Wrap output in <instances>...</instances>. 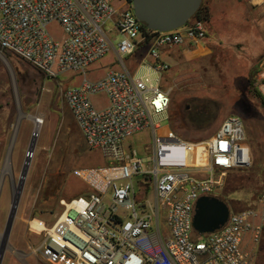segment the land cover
<instances>
[{"label": "built area", "instance_id": "1", "mask_svg": "<svg viewBox=\"0 0 264 264\" xmlns=\"http://www.w3.org/2000/svg\"><path fill=\"white\" fill-rule=\"evenodd\" d=\"M250 3L264 7V0ZM53 24L62 38L49 31ZM207 39L206 21L195 16L175 30L148 29L131 0H0L1 52L51 79L77 73L66 103L87 146L112 163L78 173L89 192L61 201L48 230H31L41 237L36 253L44 264H255L243 247L255 211L230 210L213 233L193 227L197 201L216 197L228 174L252 165L243 119L230 115L208 140L185 141L165 125L170 90L126 70L94 79L87 73L113 47L121 65L146 51L139 67L152 59L147 68L161 78L169 69L161 49L201 48ZM254 86L264 99V60ZM144 131L151 133L148 162L127 143Z\"/></svg>", "mask_w": 264, "mask_h": 264}, {"label": "rangeland", "instance_id": "2", "mask_svg": "<svg viewBox=\"0 0 264 264\" xmlns=\"http://www.w3.org/2000/svg\"><path fill=\"white\" fill-rule=\"evenodd\" d=\"M202 4L210 11L207 44L201 48L161 49V61L167 62L169 69L159 78L147 69L149 59L142 63L139 76H148L170 90V121L165 125L185 141L208 140L230 115L245 122L252 165L228 174L216 197L231 211L257 213L243 247L255 264H264V106L250 89L264 60V7H254L250 0H203ZM49 31L57 38L63 36L56 24ZM120 39L118 36L114 47ZM120 66L112 47L87 69L88 77H102ZM80 79L74 72L51 79L0 50V235L11 210L8 180L11 177L17 184L20 179L36 130L33 118L43 121L2 264H44L36 253L41 237L31 231L30 222L38 220L46 228L52 226L62 210L61 201L90 189L78 173L112 164L87 146L66 103V90ZM94 101L98 107L105 103L104 98ZM20 112L25 118L15 135ZM127 143L145 154V162L149 161V131L134 135ZM8 162L10 174L6 175ZM198 239L206 240L204 236Z\"/></svg>", "mask_w": 264, "mask_h": 264}, {"label": "water", "instance_id": "3", "mask_svg": "<svg viewBox=\"0 0 264 264\" xmlns=\"http://www.w3.org/2000/svg\"><path fill=\"white\" fill-rule=\"evenodd\" d=\"M137 19L152 31L167 32L185 26L199 11L203 0H131ZM25 116L20 112L15 129V135L19 124ZM33 121L36 124L35 119ZM39 136L38 130L33 133L30 147L27 153L22 173L17 186V192L13 194L11 210L8 215L4 233L0 235V264L9 243V237L15 221L17 209L25 181L31 165V160ZM11 145L9 155L12 152ZM230 215L229 206L218 197H201L195 208L193 227L197 234L204 235L219 230L226 224Z\"/></svg>", "mask_w": 264, "mask_h": 264}, {"label": "crops", "instance_id": "4", "mask_svg": "<svg viewBox=\"0 0 264 264\" xmlns=\"http://www.w3.org/2000/svg\"><path fill=\"white\" fill-rule=\"evenodd\" d=\"M209 10V9H208ZM209 17H210V11H209ZM206 21V27H207V31H208V39H209V34H210V29H209V23H210V18L208 19V20H205ZM207 39V40H208ZM206 40V44H207V41ZM138 59H140V61H142L141 60V57H140V55H138V53H136V54H134L133 56H131V57H129V58H127L126 60H125V64L124 65H121L118 69H114V70H117V71H122V70H126V71H128L129 73H136V74H138L139 75V69L141 68V67H139V64L141 63H138ZM130 65H129V64ZM153 63V61H152V59H151V64ZM148 69V68H147ZM149 70V69H148ZM150 71V70H149ZM151 72H153V71H151ZM152 79V78H151ZM104 162H106V161H104ZM102 166H105V165H102ZM100 167V166H99ZM89 192V191H88ZM87 194V193H86ZM86 194H83V195H86ZM79 196H81V195H79ZM73 199V198H72Z\"/></svg>", "mask_w": 264, "mask_h": 264}, {"label": "trees", "instance_id": "5", "mask_svg": "<svg viewBox=\"0 0 264 264\" xmlns=\"http://www.w3.org/2000/svg\"><path fill=\"white\" fill-rule=\"evenodd\" d=\"M195 17H199V18H202L204 20H208L209 19L208 8L204 7L202 4L199 11L196 13ZM250 86H251L250 87L251 91L255 94L256 97H258L260 99V101L262 102V104L264 106V99L261 96V94L259 93L258 89L254 86V82L251 81Z\"/></svg>", "mask_w": 264, "mask_h": 264}, {"label": "bare ground", "instance_id": "6", "mask_svg": "<svg viewBox=\"0 0 264 264\" xmlns=\"http://www.w3.org/2000/svg\"><path fill=\"white\" fill-rule=\"evenodd\" d=\"M35 121H36V130H38V132H39V129H40L43 121L41 118H35ZM5 171L10 172V162L7 163ZM30 227H31L32 231H40V230H44V229L45 230L49 229V228H46V224L41 223V222L36 221V220L30 222Z\"/></svg>", "mask_w": 264, "mask_h": 264}, {"label": "flooded vegetation", "instance_id": "7", "mask_svg": "<svg viewBox=\"0 0 264 264\" xmlns=\"http://www.w3.org/2000/svg\"><path fill=\"white\" fill-rule=\"evenodd\" d=\"M8 174H10V172L7 171L6 175H8ZM18 183H19V181H18ZM18 183L16 184L15 180L13 178H11V177L8 180V187H9V191H11V193H12V197H13V194L15 192H17Z\"/></svg>", "mask_w": 264, "mask_h": 264}]
</instances>
